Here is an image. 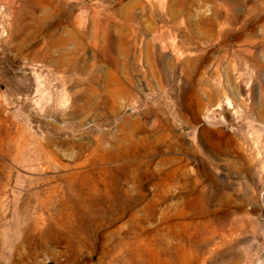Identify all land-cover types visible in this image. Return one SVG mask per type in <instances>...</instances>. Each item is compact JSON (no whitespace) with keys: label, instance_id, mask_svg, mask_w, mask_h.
Returning a JSON list of instances; mask_svg holds the SVG:
<instances>
[{"label":"rangeland","instance_id":"rangeland-1","mask_svg":"<svg viewBox=\"0 0 264 264\" xmlns=\"http://www.w3.org/2000/svg\"><path fill=\"white\" fill-rule=\"evenodd\" d=\"M0 264H264V0H0Z\"/></svg>","mask_w":264,"mask_h":264},{"label":"bare ground","instance_id":"bare-ground-1","mask_svg":"<svg viewBox=\"0 0 264 264\" xmlns=\"http://www.w3.org/2000/svg\"><path fill=\"white\" fill-rule=\"evenodd\" d=\"M77 19V18H76ZM75 20V19H74ZM77 21V20H76ZM78 22V25L80 26V25H83L84 24V21L82 20H78L77 21ZM80 36H83V35H86V33H84V31L83 32H79L78 33ZM97 35H98V32H97ZM24 45H25V47H31V43H28L27 41H25L24 42Z\"/></svg>","mask_w":264,"mask_h":264}]
</instances>
